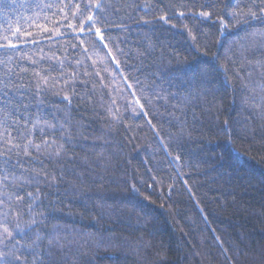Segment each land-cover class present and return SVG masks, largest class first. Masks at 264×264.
I'll return each mask as SVG.
<instances>
[{"label": "trees", "instance_id": "16d2710c", "mask_svg": "<svg viewBox=\"0 0 264 264\" xmlns=\"http://www.w3.org/2000/svg\"><path fill=\"white\" fill-rule=\"evenodd\" d=\"M0 82V264H264V0H0Z\"/></svg>", "mask_w": 264, "mask_h": 264}, {"label": "snow or ice", "instance_id": "6c2138e0", "mask_svg": "<svg viewBox=\"0 0 264 264\" xmlns=\"http://www.w3.org/2000/svg\"><path fill=\"white\" fill-rule=\"evenodd\" d=\"M51 5H49L50 7ZM99 6V5H98ZM89 20H92V17H89L88 18ZM71 26V25H70ZM17 31H19V29H17ZM43 31H49V29L47 28H44ZM97 33H99V29H97ZM29 35H31L29 33ZM11 47H16V45L14 44H10ZM44 79V82L47 83V79L46 78H42ZM2 83V82H0ZM5 88L8 87V84H4L3 85ZM6 94V93H5ZM29 144H31L32 142L29 141L28 142ZM39 145H36V148L39 150ZM62 147V146H61ZM57 154H59L57 152ZM25 155H29L28 151H27V146L25 147ZM5 179H7V177H5ZM20 187H23V185H20ZM28 195H31V193H29ZM17 200H23V197L21 196H17ZM0 203H2V201H0ZM6 221H7V213L5 212L3 214V220H0V228L3 229L2 232H0V237H3V240H0V242H4V241H15L16 243H19V240H17L16 236L19 235L20 239H23L24 236H25V232L20 229V225L17 224L16 225V229L18 230L17 233L14 235V233L12 231L9 230V228L7 227V224H6ZM17 260H19V257H17Z\"/></svg>", "mask_w": 264, "mask_h": 264}]
</instances>
